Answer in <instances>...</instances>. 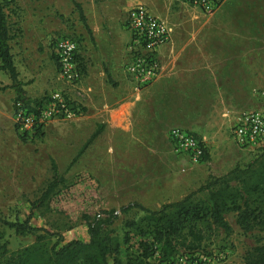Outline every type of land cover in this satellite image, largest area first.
Segmentation results:
<instances>
[{"label": "rangeland", "instance_id": "obj_1", "mask_svg": "<svg viewBox=\"0 0 264 264\" xmlns=\"http://www.w3.org/2000/svg\"><path fill=\"white\" fill-rule=\"evenodd\" d=\"M96 1L119 3L126 0ZM133 1L131 5L139 2L159 12L168 9L169 22H190L195 15L191 22H229L221 27L224 36L227 28L237 30V34L248 32L251 36L264 37V29L261 32L262 27L255 26V22H264V0H226L219 11L210 15L170 0ZM127 8L122 9L120 16ZM4 12L11 34L9 46L13 63L26 96L42 100L43 108L53 94L59 93L71 100L82 115L85 108L82 54L87 52L88 45L98 52L97 42L89 28V24L94 22H86L87 29L72 0H13L5 4ZM106 24L108 27L110 22L101 24L104 29ZM121 29L122 26L118 28ZM100 35L95 34L96 39ZM54 38H69L77 44L75 60L80 77L75 85L68 84L59 75ZM252 41L249 45L257 49V43ZM259 45L260 50H255L250 58L251 100L243 110L264 106V42ZM127 77L135 85L136 98L152 100L154 105L136 107L137 115L124 122L122 127L118 126L120 132L102 129L81 152L93 132L91 124L76 125L79 121L54 118L43 121L40 135L17 130L11 80L8 72L0 69V245L5 251L32 244L37 233L18 234L4 222H21L29 217L32 226L51 234L48 238L50 243L59 237L63 242L87 240L85 215L92 216L110 209L118 211L132 202L155 210L165 203L182 199L204 186L211 177L222 176L234 168H264V153L254 155L235 147L231 139L233 114L222 117L218 130H212L213 125L206 127L209 138L204 140V145L208 160L191 164L185 154L174 152L168 136L169 129L179 126L198 138L201 136L191 126L178 124L181 115H162V106L155 105L153 95L146 92L151 84L139 86L131 76ZM119 93L111 91L108 97L113 98ZM140 110H146L147 114L142 115ZM197 110L202 114H187L181 120L189 122L196 117L205 124L206 118H209V107ZM23 134L25 139L20 138ZM51 159L56 163L61 182L48 198L33 206L32 203L38 200L52 178ZM261 187L262 190L249 195V202L252 207L264 209V183ZM143 215L136 208L126 213L118 212L112 229L121 239L127 230L124 222L138 220ZM224 218L231 227L230 233L217 229L197 249L178 247L175 255L200 251L213 257L221 255L222 259L215 264H251L255 247L264 245V231L255 228L244 232L236 223L233 211L226 212ZM131 236L129 243L122 244L123 255L126 249L128 252L136 251L139 237L133 231ZM2 253L0 248V264L3 263ZM154 263L153 257L150 258L149 264Z\"/></svg>", "mask_w": 264, "mask_h": 264}, {"label": "crops", "instance_id": "obj_2", "mask_svg": "<svg viewBox=\"0 0 264 264\" xmlns=\"http://www.w3.org/2000/svg\"><path fill=\"white\" fill-rule=\"evenodd\" d=\"M75 1L81 5L85 22H94L89 24V28L98 48V52H94L88 45L87 52L82 54L85 65L82 85L85 108L76 125L91 124L93 132L99 125H102V129L120 132L118 126L122 127L124 122L137 115L136 107L154 105L152 100L136 98L135 85L124 69L128 61L130 34L123 15H120L124 7L128 6L129 9L139 2L131 5L133 0L119 3ZM149 9L168 21V9L162 12L151 7ZM195 17L192 15L190 22L168 21L174 25V32L170 42L158 49L161 72L146 88V92L153 95L155 105L162 106V115H181L178 124L191 126L204 142L209 138L206 127L213 125L212 130H218L222 117L243 110L250 103V58L255 50H260L259 44L264 42V37L251 36L248 32L237 34V30L227 28L224 36L221 27L229 22H191ZM105 22L110 24L108 27L106 24L104 29L101 24ZM120 26L122 29L118 30ZM255 26L262 27V32L264 22H255ZM97 33L102 34L98 39L95 37ZM251 40L257 43V49L249 45ZM111 91L120 93L110 98L108 93ZM203 107H209V118H206L205 124L196 117L189 122L181 120L187 114L201 115L197 108ZM140 113L145 115L147 111L140 110Z\"/></svg>", "mask_w": 264, "mask_h": 264}, {"label": "trees", "instance_id": "obj_3", "mask_svg": "<svg viewBox=\"0 0 264 264\" xmlns=\"http://www.w3.org/2000/svg\"><path fill=\"white\" fill-rule=\"evenodd\" d=\"M11 1L13 0H0V69L8 72L10 87L15 92L14 103H21L24 108L38 116L42 100L26 96L10 52L11 34L4 6ZM72 3L88 29L81 5L75 0H72ZM101 130L102 125H99L84 143L81 152ZM40 134L41 125H34L31 135ZM20 138L25 139L24 134ZM206 160L207 150L202 157V161ZM50 165L52 178L38 200L32 203L33 206L48 198L55 186L61 182L53 159L50 160ZM262 183L264 168L258 170L248 167L234 168L222 176L211 177L204 186L182 199L165 203L155 210L132 202L120 207L118 211L110 209L92 216L85 215L87 240L72 239L63 242L59 237L50 243L48 238L51 234L42 228L32 226L29 217L21 222H4L18 234L35 232L37 234L32 244L14 251L7 252L4 246L0 245L3 249L2 264H149V259L158 248V254L164 260L169 256L173 257L178 247L197 249L204 241L210 239L217 229L230 233L231 227L224 218L228 211L236 213V223L244 232L255 228L264 231V209L252 207L249 202L250 194L263 189ZM132 208L142 211L144 215L138 220L125 221L124 227L127 230L120 239L112 225L118 217V212L126 213ZM132 231L139 237L136 251L128 252L126 249L127 252L123 255L122 244L130 242ZM250 263L264 264V245L255 247Z\"/></svg>", "mask_w": 264, "mask_h": 264}, {"label": "built area", "instance_id": "obj_4", "mask_svg": "<svg viewBox=\"0 0 264 264\" xmlns=\"http://www.w3.org/2000/svg\"><path fill=\"white\" fill-rule=\"evenodd\" d=\"M195 9L205 15L214 13L224 0H170ZM123 20L130 34L127 46L128 61L124 69L137 85L152 84L161 72L158 49L171 40L174 25L159 17L143 4H137L125 11ZM54 52L60 77L68 84L75 85L79 72L75 60L77 44L69 38H54ZM263 94V93H262ZM16 128L20 132L31 133L36 124L54 118L74 121L81 115L79 109L72 105L71 100L59 93L51 96L50 101L39 110L38 116L27 110L21 103H14ZM231 139L235 147L245 153H264V106L241 110L233 113ZM168 136L174 152L185 154L191 164H198L205 154L203 140L182 127L169 129ZM222 256H209L200 251L179 253L173 257L160 260L156 252L154 264H215Z\"/></svg>", "mask_w": 264, "mask_h": 264}]
</instances>
